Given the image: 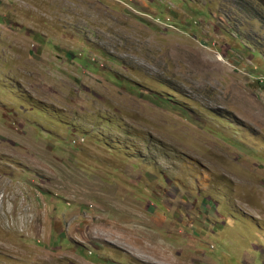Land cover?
<instances>
[{
    "label": "rangeland",
    "instance_id": "374dc122",
    "mask_svg": "<svg viewBox=\"0 0 264 264\" xmlns=\"http://www.w3.org/2000/svg\"><path fill=\"white\" fill-rule=\"evenodd\" d=\"M0 264H264V0H0Z\"/></svg>",
    "mask_w": 264,
    "mask_h": 264
},
{
    "label": "trees",
    "instance_id": "16d2710c",
    "mask_svg": "<svg viewBox=\"0 0 264 264\" xmlns=\"http://www.w3.org/2000/svg\"><path fill=\"white\" fill-rule=\"evenodd\" d=\"M163 102H165V103H169L170 100H169V99H163Z\"/></svg>",
    "mask_w": 264,
    "mask_h": 264
}]
</instances>
